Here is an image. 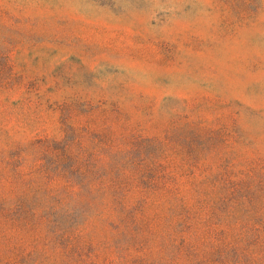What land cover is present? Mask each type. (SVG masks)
<instances>
[{"label":"rangeland","instance_id":"1","mask_svg":"<svg viewBox=\"0 0 264 264\" xmlns=\"http://www.w3.org/2000/svg\"><path fill=\"white\" fill-rule=\"evenodd\" d=\"M0 264H264V0H0Z\"/></svg>","mask_w":264,"mask_h":264}]
</instances>
